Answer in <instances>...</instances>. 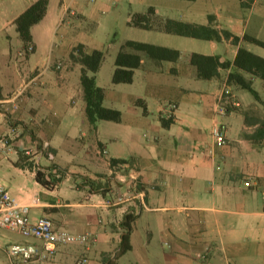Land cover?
Here are the masks:
<instances>
[{
  "label": "crops",
  "instance_id": "obj_1",
  "mask_svg": "<svg viewBox=\"0 0 264 264\" xmlns=\"http://www.w3.org/2000/svg\"><path fill=\"white\" fill-rule=\"evenodd\" d=\"M34 1L0 0V184L30 206L32 218L47 216L86 238L60 244L53 259L31 264H74L82 255L85 264H102L104 257L117 264H264V80L243 72L256 98L227 83L231 66L201 79L189 63L191 52L232 62L239 46L250 50L244 34L264 41V0H106L100 6L48 0L44 17L31 27L34 49L20 57L24 43L14 20ZM149 6L161 20L226 29L240 40L139 28L147 32L143 41L178 49L180 57L157 61L124 48L138 53L141 65L131 82L114 87L100 82L102 60L96 83L104 88L103 104L119 109L121 120L94 126L86 114L82 64L69 54L77 44L87 52L99 47L75 35L88 20L97 23L99 8L109 20L120 15L128 24L132 13ZM66 9L75 13L60 24ZM254 53L264 57V51ZM225 86L232 96L220 114ZM169 102L177 105L171 118ZM216 120L226 126L221 146L210 134ZM44 140L52 160L39 153ZM27 150L43 171L52 165L60 171L53 188L21 165ZM127 213L135 215L130 249L120 254ZM26 240L42 245L0 228V264H14L7 248Z\"/></svg>",
  "mask_w": 264,
  "mask_h": 264
},
{
  "label": "trees",
  "instance_id": "obj_2",
  "mask_svg": "<svg viewBox=\"0 0 264 264\" xmlns=\"http://www.w3.org/2000/svg\"><path fill=\"white\" fill-rule=\"evenodd\" d=\"M48 0H35L24 11H22L14 20L16 30L22 39L24 46L32 41L31 27L38 23L45 15ZM128 25L143 29H158L168 33L190 36L200 39H229L237 44L240 38L229 30L217 29L212 26L199 25L181 20L166 18L159 19L154 7L149 6L144 13H132L128 20ZM243 39L264 48V41L256 37L244 34ZM128 47L136 52H144L151 59L176 61L180 57V50L162 45L138 40H127L119 49L114 60V70L112 73V83H129L133 79L134 69L141 65V56L136 52L124 50ZM71 60L82 64L80 83L83 90L84 100L86 102V114L91 124L99 120H111L119 122L121 120V111L116 108L107 107L103 104L104 88L96 83L95 73L98 71L104 52L100 49H93L86 52L83 44H77L69 54ZM189 63L195 68L196 76L201 79H210L219 74L220 68L232 67L227 74V83L237 85L250 91L256 98L257 92L252 87L251 79H247L243 72L249 73L264 80V57L239 46L234 60L220 61L218 55L202 54L191 52L189 54ZM1 90V88H0ZM22 166L35 170L36 180L47 188H53L60 177L56 173L60 172L55 165L50 166L49 171L45 172L36 166L29 159V155L23 154L21 157ZM124 162L123 160L111 159V164ZM57 172H53V169ZM61 176V175H60ZM135 215L127 213L124 216L122 226L125 232L122 235V244L118 253H123L130 249L126 242L129 239L131 222ZM102 264H117L114 258L104 257Z\"/></svg>",
  "mask_w": 264,
  "mask_h": 264
},
{
  "label": "built area",
  "instance_id": "obj_3",
  "mask_svg": "<svg viewBox=\"0 0 264 264\" xmlns=\"http://www.w3.org/2000/svg\"><path fill=\"white\" fill-rule=\"evenodd\" d=\"M67 12L74 14L72 10H64L60 23L66 21ZM34 46L28 43L19 51L20 57H25L27 53L32 52ZM232 96L230 88L225 86L218 94L220 114L225 112L226 104L230 103ZM166 116L171 118L177 105L169 102L167 105ZM226 126L223 122L216 120L211 127L210 134L216 145L225 144ZM50 143L47 140L41 142V155L45 154L47 159L54 158L50 151ZM29 150L25 154H29ZM98 154H104L103 149H98ZM121 164V163H119ZM56 171V170H54ZM58 176V174H56ZM0 228L16 231L25 239L34 238L40 240L42 245L38 246L29 240L24 242H13L7 248V255L14 264H31L34 260H50L56 253V247L60 244L73 243L86 238L85 234H74L65 228L58 227L47 216H37L32 218L30 215V206L18 203L10 194L9 190L0 184ZM88 258L84 255L78 257L74 264H85Z\"/></svg>",
  "mask_w": 264,
  "mask_h": 264
},
{
  "label": "rangeland",
  "instance_id": "obj_4",
  "mask_svg": "<svg viewBox=\"0 0 264 264\" xmlns=\"http://www.w3.org/2000/svg\"><path fill=\"white\" fill-rule=\"evenodd\" d=\"M104 2H106V0H93L91 4L100 6ZM107 16L108 13H106V11H104L103 13L102 8H99L97 10V17H98L97 23L95 24L92 19L88 20L84 29H82L80 32L81 35L77 34L75 35V37L76 39L82 38L84 41L88 42L89 44H93L94 46L99 47V49L104 52V59H103L104 63L100 76V82L102 84H106V86L109 87L115 85L114 83H112L111 78L114 70L115 56L119 51V49L121 48V46L127 40L130 39L138 40L134 38H139L140 40L138 41H143L142 38H146V37H144V35H141V33H147V32L136 27L134 28L129 27L126 22L124 21L122 22V20H120V15L117 16L118 19L116 20H109ZM249 46H250V50H252L253 52L264 51L263 47L258 46L256 44L250 43ZM125 49H128V47H125ZM31 161L34 162V160ZM34 164L36 165L35 162Z\"/></svg>",
  "mask_w": 264,
  "mask_h": 264
}]
</instances>
